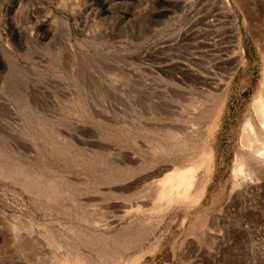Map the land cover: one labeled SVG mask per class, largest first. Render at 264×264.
<instances>
[{"label":"rangeland","instance_id":"374dc122","mask_svg":"<svg viewBox=\"0 0 264 264\" xmlns=\"http://www.w3.org/2000/svg\"><path fill=\"white\" fill-rule=\"evenodd\" d=\"M229 2L238 42L220 0H0V264H264V183L232 172L264 0ZM180 170L197 192L159 197Z\"/></svg>","mask_w":264,"mask_h":264},{"label":"bare ground","instance_id":"6f19581e","mask_svg":"<svg viewBox=\"0 0 264 264\" xmlns=\"http://www.w3.org/2000/svg\"><path fill=\"white\" fill-rule=\"evenodd\" d=\"M220 2L222 5L221 8L222 9L224 8L226 15H228L231 18L232 22L235 25L236 16L231 10L229 0H220ZM47 22L49 24H55V20L53 19L48 20ZM233 28L235 35L234 38L236 39V42H238L239 41L238 27L237 25H235ZM237 52L239 53L237 56L236 65H238L241 62V57H242L241 49ZM7 62L9 68L13 69L14 64H12L10 61ZM195 67H197V65ZM204 69L205 68L203 67L201 70L203 71ZM208 71L207 70L204 71V75H202L199 72L190 70V72H188V74L186 75L189 78L187 79L190 80L192 88L190 92L187 91L188 93L186 94L184 93V94L186 95V97L187 96L190 97L191 98L190 100H193L195 102L197 108L199 105H207L208 103L211 104L212 102H214L213 100L214 97L211 98V96L218 94L223 88V84L221 80L219 79L218 81H216L215 79L211 78L209 76L210 71L209 72ZM196 84L197 85L199 84V87L201 86L198 92L196 91L197 90V87H195ZM251 110L257 121V124L256 126H254L250 121H247L244 124L243 133L240 138L241 139L240 146L242 149L241 151L242 154L239 158H237L238 156L236 157L237 158L236 165L232 172H233V180H234L233 184L235 187L242 188V190L243 188H246V190L249 189L250 192L254 188L253 190L254 192L255 189L257 188L256 186H259L260 183L261 184L264 183V94L259 95L257 99L253 101L251 105ZM184 129L192 131L191 127H185ZM207 161L208 160L205 158L204 163L208 164ZM190 174H191L190 170H185V171L180 170V172L179 171L175 172L174 174H172L162 182H159L157 180L159 184H157L156 182V187L159 190V197L164 196L167 198H171L172 201L174 197L178 201L181 199L193 197V195L197 192V189L200 186L201 178L199 177L198 178L199 180L193 181L194 176ZM256 190L259 189L257 188ZM246 192L249 195V191ZM164 204L167 205L168 203H164Z\"/></svg>","mask_w":264,"mask_h":264}]
</instances>
